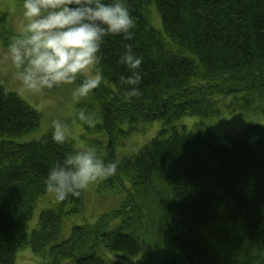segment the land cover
Returning a JSON list of instances; mask_svg holds the SVG:
<instances>
[{
    "label": "trees",
    "instance_id": "1",
    "mask_svg": "<svg viewBox=\"0 0 264 264\" xmlns=\"http://www.w3.org/2000/svg\"><path fill=\"white\" fill-rule=\"evenodd\" d=\"M126 3L134 38H104L96 66L103 80L72 117L85 133L106 136L87 144L118 162L94 198L83 191L61 202L46 191L49 169L80 148L70 137L56 144L53 129L30 138L40 114L0 83V264H15L25 247L40 264H264V125L227 136L225 145L203 123L235 111L264 117V0ZM150 5L163 32L151 26ZM5 21L0 14L7 47ZM128 43L143 57L141 95L130 99L120 78L131 73L118 63ZM82 107L98 112L93 126L76 120ZM184 117L200 121L177 126ZM154 121L163 126L153 139L117 153ZM251 136H259L254 144ZM46 198L51 205L29 231Z\"/></svg>",
    "mask_w": 264,
    "mask_h": 264
},
{
    "label": "clouds",
    "instance_id": "2",
    "mask_svg": "<svg viewBox=\"0 0 264 264\" xmlns=\"http://www.w3.org/2000/svg\"><path fill=\"white\" fill-rule=\"evenodd\" d=\"M23 27L12 37L0 56L5 70L10 65L22 89L33 95L44 94L62 85H73L83 77L82 84L72 91L78 102L97 89L102 74L96 70L104 38H134L135 18L130 15L126 0H23ZM118 63L126 65L129 76H121L125 98L141 95L138 85L143 57H138L130 43ZM76 120L93 126L97 111L77 109ZM73 122H76L75 120ZM52 140L63 145L70 136L69 125L59 119L52 121ZM118 162H105L98 149L87 146L68 153L57 161L45 180L46 191L57 201L69 195L79 197L89 187L107 180L117 172Z\"/></svg>",
    "mask_w": 264,
    "mask_h": 264
},
{
    "label": "rangeland",
    "instance_id": "3",
    "mask_svg": "<svg viewBox=\"0 0 264 264\" xmlns=\"http://www.w3.org/2000/svg\"><path fill=\"white\" fill-rule=\"evenodd\" d=\"M149 17L151 26L158 32L162 31L159 14L155 7L150 5ZM0 14H3L6 19L7 34L10 39L13 35H18L23 27L24 21L22 18V3H18L16 0H0ZM12 34V35H11ZM7 50L0 41V56ZM15 69L10 65L5 70V66L0 64V83L10 92L18 94L29 106L34 108L40 114V125L37 130L30 133V138L36 139L43 134H46L52 129V121L59 119L62 122L69 125L70 138H74V141L78 148H84L89 146L87 144L93 141L95 144L97 141L107 142L106 136H98L90 133H85L84 129L80 125L73 122V112L75 106L86 99H81L76 102L72 98V91L75 87L80 85L75 82L73 85H62L52 90H46L44 94L33 95L25 92L22 89L21 83L15 76ZM200 118L198 117H184L180 122H177V126L192 127L198 123ZM203 123L207 130L212 133L220 144L228 145L229 141L227 136L239 134L249 126L264 125V117H259L256 114H250L243 116L239 111L222 114L214 119L203 120ZM163 123L161 121H154L149 124H144L138 127V130L126 137L120 143L118 154H130L135 152L141 146L153 139L157 132L162 128ZM259 136H251L247 139L248 142L254 144ZM100 155V154H98ZM101 157V156H100ZM102 158V157H101ZM96 184L89 187L87 195L89 197L95 196ZM105 198H101V201H105ZM93 201V200H92ZM44 202V200H43ZM94 202V201H93ZM107 202V201H106ZM98 203V202H97ZM97 203H95L97 205ZM51 205L50 199L46 198V202L40 203L35 206L31 220L28 223V230L31 231L35 228L39 213L48 208ZM108 206H103V210ZM70 231V226L66 229V235ZM15 264H40L39 259L35 256L29 248H22L18 250L16 254Z\"/></svg>",
    "mask_w": 264,
    "mask_h": 264
}]
</instances>
